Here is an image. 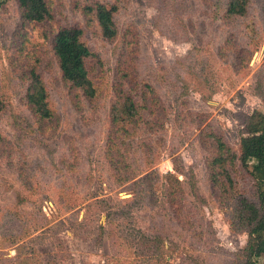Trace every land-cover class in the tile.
<instances>
[{
	"label": "rangeland",
	"instance_id": "1",
	"mask_svg": "<svg viewBox=\"0 0 264 264\" xmlns=\"http://www.w3.org/2000/svg\"><path fill=\"white\" fill-rule=\"evenodd\" d=\"M226 1L47 0L51 18L32 22L16 0H0V264H244L247 234L230 227V200L208 165L221 136L230 175L253 191L237 153L242 115L264 111V0H249L242 16H227ZM97 2L116 6L110 40ZM65 26L95 53L92 101L61 79L51 41ZM34 65L56 116L41 132L23 99ZM133 78L151 112L118 170L106 155L111 104L117 92L133 96ZM133 169L155 172L159 186L177 175L179 217L162 201L133 200Z\"/></svg>",
	"mask_w": 264,
	"mask_h": 264
},
{
	"label": "trees",
	"instance_id": "2",
	"mask_svg": "<svg viewBox=\"0 0 264 264\" xmlns=\"http://www.w3.org/2000/svg\"><path fill=\"white\" fill-rule=\"evenodd\" d=\"M16 3L21 10V16L28 21L42 22L51 18L47 0H16ZM248 3L249 0H227L224 13L227 16H242L247 11ZM92 10L101 35L107 40L114 38L117 33L113 18L116 6L97 2ZM51 50L63 82L79 91L85 99L92 101L98 95V87L89 76L86 59L94 57L95 53L82 39L81 29L75 26L59 28L52 38ZM133 67L134 76L137 75L138 68L135 65ZM24 75L26 83L23 99L41 132L42 124L56 118L50 105L48 88L35 65L27 69ZM140 84L133 78V96L127 92H117L111 104V135L106 142V155L118 170L120 163L125 162L126 158L120 151L127 150V144L131 143L128 137L140 127L144 119L142 112H151L146 97L134 95L140 89ZM145 88L152 90V86L147 83ZM240 126L237 158L253 181V191L250 194L242 192L230 175L227 163L234 160V155L230 153L229 146L221 136H215V150L208 165V178L211 184L221 189L230 200V227L234 230H244L247 234L246 242L240 251L244 258L242 262L256 264V259L264 254V111L256 109L251 113H244ZM120 136L122 137L119 140ZM181 171V166L176 165L175 173ZM129 172H132V176H127L126 180L133 181L127 188L131 191L134 201H162L165 213L179 217L182 205H179L177 200L182 189L177 175L166 173L159 186L155 172H145L140 177L135 169Z\"/></svg>",
	"mask_w": 264,
	"mask_h": 264
}]
</instances>
